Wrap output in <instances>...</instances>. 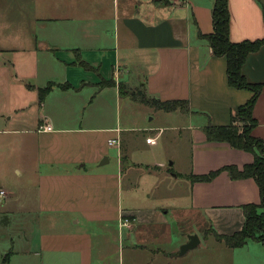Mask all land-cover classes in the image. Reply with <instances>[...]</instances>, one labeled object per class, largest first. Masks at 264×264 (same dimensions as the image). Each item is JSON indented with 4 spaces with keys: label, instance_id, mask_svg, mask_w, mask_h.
I'll use <instances>...</instances> for the list:
<instances>
[{
    "label": "crops",
    "instance_id": "0c3cea01",
    "mask_svg": "<svg viewBox=\"0 0 264 264\" xmlns=\"http://www.w3.org/2000/svg\"><path fill=\"white\" fill-rule=\"evenodd\" d=\"M215 3L0 0V192L6 193L0 194V264H124L125 254L132 264H158L132 233L160 240L172 212L133 205V194L125 202L122 151L107 168L108 142L119 143L123 134L108 125L111 99H122L121 87L130 98L143 92L188 103L189 113L170 114L186 120L174 130L191 135L189 162L177 174L164 161L154 164L159 188H148L145 199L178 187L187 195L186 219L203 228L206 239L209 230L232 236L243 229V207L261 203L255 179L234 180L228 172L208 182L192 179L255 161L228 143L208 142L204 133L210 123L230 125L254 96L229 86L226 58L216 57L203 36L213 33ZM228 3L231 41L264 39V0ZM244 64L245 79L263 86L252 135L264 140V47ZM48 87L41 100L40 90ZM43 125L52 132L40 131ZM222 243L214 249L223 258L233 255L227 264H264L263 242L250 239L231 249ZM177 254L171 252L173 264Z\"/></svg>",
    "mask_w": 264,
    "mask_h": 264
},
{
    "label": "rangeland",
    "instance_id": "374dc122",
    "mask_svg": "<svg viewBox=\"0 0 264 264\" xmlns=\"http://www.w3.org/2000/svg\"><path fill=\"white\" fill-rule=\"evenodd\" d=\"M121 98L119 101H116L115 98L111 99L110 124L108 125L113 129L116 127L121 129L123 134L119 138V146L110 147L112 164L108 165L107 168L116 166L118 163L116 160L118 151H122L123 166L121 174L123 175L125 202L133 194L136 197L133 200V205L138 207L155 205L172 212L169 217L168 231L165 232L163 238L157 240V236L154 235L153 237L148 236L137 239L136 233L134 234L133 232L134 243L139 241L144 243L145 247L149 245L145 251L152 254V259L157 256L158 264H165L167 259L169 261L166 264H173L174 261L171 260L173 259L171 257V252L173 251L178 253L175 257L178 262L174 264H219L215 263V260H221L223 264H227V261L233 263V255L226 254L223 258L222 254L216 252L214 245L218 246L219 242L214 235L206 239L204 232H201L203 228L198 230L196 225L191 223V220L186 219L188 216L184 209L188 205V199L187 195L180 192V188L177 187L179 191L174 190L172 192L171 189L175 187L169 188L168 186L166 187L167 191L162 188L163 191L156 192L155 196L149 200L144 197L150 192L148 188L152 189V191L159 188L157 184L160 181H157V186L155 185L156 170L154 169V164L164 161L168 165L167 169L176 174L186 168L189 162L190 147L193 146L191 135L184 130H174L175 124L183 126V122L186 121L184 120L185 118L176 116V114L174 117L170 112L158 111L147 104L133 100L125 94L121 95ZM173 163L175 165H172ZM181 184L179 181L176 186L179 185L181 187ZM128 192H131V194L127 195ZM111 230L116 234L115 225L111 226ZM192 234L199 236L200 241H202L201 244L185 255H180V249L183 246L180 245L181 242L190 241V237L194 236ZM125 246H129V244L127 243ZM111 252L113 255L116 252L118 253L114 249ZM237 259V256H235V260ZM109 262L110 264H115L113 260ZM124 264H132L127 254H125Z\"/></svg>",
    "mask_w": 264,
    "mask_h": 264
},
{
    "label": "trees",
    "instance_id": "16d2710c",
    "mask_svg": "<svg viewBox=\"0 0 264 264\" xmlns=\"http://www.w3.org/2000/svg\"><path fill=\"white\" fill-rule=\"evenodd\" d=\"M216 6L212 13L214 24L213 33L203 35L208 41L216 57H225L227 61V80L233 89L252 91L254 96L245 105L238 107L230 125L214 126L208 124L204 133L208 142L228 143L233 149L241 150L255 156L251 165L239 170L234 166H225L223 169L211 172L206 176H193L194 182H208L223 172H228L234 180L255 179L260 188L261 203L246 205L243 207L246 222L242 230L232 236L220 235L214 230L210 231L219 242H224L230 248H240L248 240H258L264 243V140L255 138L252 131L258 123L253 116V108L260 97L263 86L249 83L243 76V67L251 53H256L264 47V39L233 43L230 39L231 17L228 0H216ZM51 87L40 90V98L43 100ZM120 94L124 90L120 89ZM132 98L142 104H147L156 110L175 112L176 110L189 113L186 101H161L151 99L143 92L131 93ZM208 234V235H209ZM6 260L4 264H6Z\"/></svg>",
    "mask_w": 264,
    "mask_h": 264
},
{
    "label": "built area",
    "instance_id": "2783aa9c",
    "mask_svg": "<svg viewBox=\"0 0 264 264\" xmlns=\"http://www.w3.org/2000/svg\"><path fill=\"white\" fill-rule=\"evenodd\" d=\"M174 1H175L176 3H184V2H186L187 0H174ZM40 131L52 132V128H51V126H49V125H43V126L40 127ZM108 144H110V146L119 145V144H118V141H117L116 139H114V140H110V141L108 142ZM0 194H1L2 196H4L6 193H4V192H0ZM122 221H123V226H124V227H130V226H131V221H130V220L124 219V220H122Z\"/></svg>",
    "mask_w": 264,
    "mask_h": 264
},
{
    "label": "water",
    "instance_id": "95a60500",
    "mask_svg": "<svg viewBox=\"0 0 264 264\" xmlns=\"http://www.w3.org/2000/svg\"><path fill=\"white\" fill-rule=\"evenodd\" d=\"M200 244V238L197 235L190 237V241L181 247L180 255H185L187 252L194 250Z\"/></svg>",
    "mask_w": 264,
    "mask_h": 264
}]
</instances>
